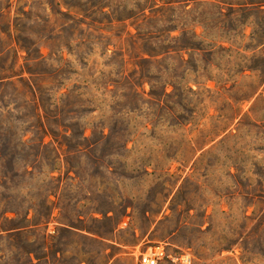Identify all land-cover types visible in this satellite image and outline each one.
Masks as SVG:
<instances>
[{
    "label": "rangeland",
    "instance_id": "rangeland-1",
    "mask_svg": "<svg viewBox=\"0 0 264 264\" xmlns=\"http://www.w3.org/2000/svg\"><path fill=\"white\" fill-rule=\"evenodd\" d=\"M52 1L0 0V37L17 49L16 69L24 68V76L40 87L47 103L66 100L68 123L87 128V141L60 138L62 146L54 141L60 155L53 175L59 181L50 182L53 213L37 233L53 236L46 249L48 262L42 264H138L141 254L161 250L169 257H162L160 264H184L176 258L185 253L192 258L189 264H264V82L249 99L261 80L245 68L259 55L245 52L252 26L244 30L239 25L231 40L210 29L203 46L219 41L230 50L208 56L207 61L196 56L184 64L176 58L152 63L150 75L159 77V92L173 81L179 66L185 81H198L190 83L194 93L183 85L182 106L173 96L158 105L149 95V81L133 90L116 86L117 67L107 64L114 51L127 53L128 32H137L131 20L111 21L114 15L106 8L108 13L97 17L99 30L93 29L95 35L105 36L104 44L79 45L77 32L69 50L63 41L49 38L63 21L57 14L59 5ZM207 1L192 2L187 11L177 9L171 19L178 21L171 24L179 29L172 34L192 33L194 28L201 34L205 28L199 20L216 22L218 16ZM61 7L68 10L63 2ZM70 12L82 17L76 10ZM9 26L12 39L2 32ZM17 36L35 43L34 57L42 53L46 59L28 61ZM11 58L10 53L0 57V66ZM183 58L190 60V55L183 53ZM26 64L41 75L31 77ZM57 67L64 71L59 80L51 74ZM217 77L228 79L225 87ZM173 90L168 84L167 91ZM11 93L9 87L0 90V123L7 121L4 105L13 106ZM18 99L24 102L20 94ZM18 126L21 132L24 124ZM23 159L15 155L14 170L24 169ZM47 161L40 158L33 178L9 179L7 189L0 178V211L5 193L16 203L42 188L51 169ZM2 165L0 161V170ZM29 237L28 248L36 249L35 236ZM12 243L16 242L0 241V264H29L28 254ZM32 257L37 262L35 254Z\"/></svg>",
    "mask_w": 264,
    "mask_h": 264
},
{
    "label": "trees",
    "instance_id": "trees-1",
    "mask_svg": "<svg viewBox=\"0 0 264 264\" xmlns=\"http://www.w3.org/2000/svg\"><path fill=\"white\" fill-rule=\"evenodd\" d=\"M126 1H128L130 8H128V5L123 0H86L83 3L63 0L62 2L68 8L67 11H63L61 7L62 2L54 0L52 2L60 7L57 10V14L62 16L63 21L58 28H52L49 38L51 40L63 41L64 45L70 50V44L73 41L71 38L78 32L81 38L79 45L88 48L93 42L99 46L103 45L105 36L101 34L95 35L93 29L99 30V27H96V23L100 22L97 17L99 14H107L106 8H109L110 13L114 15L111 17V21L115 19L119 22L131 20V25L137 29L135 34L128 32L129 38L127 42L129 43V48L127 49V53L114 51L112 63H107L108 65L113 64L117 67L119 79L115 81L116 86H125L133 90L138 86L143 88L145 82L149 81L151 84L149 95L153 97L156 104L161 105V101L164 98L166 100L173 96L177 97V102L182 106V102L185 100L183 85L188 89V93H194L195 91L190 83H198L197 79L185 81V71L179 66L173 71L174 73L171 76L173 81L168 82L164 86L163 91L159 92L156 89L159 77L150 75L151 64L166 58H176L180 64H184L185 62L189 63L196 56H202L207 61L209 60L207 59L208 56L214 57L220 51L230 50L223 45H219V41L214 42L210 48L203 46V41L208 38L210 29L216 30L217 36L225 40H231L238 34L239 25H243L244 30L247 25H251L253 28L252 33L249 35L251 44L246 46L245 52L247 53L249 50L258 51L259 55L257 60L252 61V64L246 65L245 68L257 72L261 80L252 91L249 99L257 93L263 84L264 0H209L207 2L214 7L215 13L218 16L215 19L216 22L210 25L201 19L198 23L204 26V33L199 34L195 30L196 28H194L192 33L182 31L177 36L172 33L179 29L178 25H173L171 22H177L178 20L171 19V16L176 14L174 12L177 9L187 11L188 9L186 8L189 4L201 2V0H160L161 3L158 0ZM73 10H76V14L81 13L82 17L78 18L77 15L72 14L70 11ZM88 19L89 21L87 22ZM83 24H86L87 28L81 29ZM16 30H19L18 27H16ZM55 30L58 33L54 34ZM244 30L242 37H246ZM2 32L12 39L10 26L8 30L2 29ZM17 40L20 47L27 50L26 59L28 61L34 62L40 57L43 60L46 59L40 52L39 56H33V51L35 50L34 42L26 43L28 41L24 42L18 36ZM3 41L4 39L0 37V57H4V55L10 53L12 58L10 63H7L6 60L5 64L0 66V90L7 87L11 88L13 106L10 108V104L4 105L3 111L7 113L4 117H6L7 121L0 123V161L3 162L2 169L0 170V178L3 182L2 187L7 189L8 180L15 177L19 179L23 178V180L26 177L33 178L36 175V164L40 163V158H48L47 165L51 169L46 174L48 181L44 180L47 182H44L42 188L37 189L35 193L27 192L16 203L11 202L9 194L5 193L3 195L4 203L0 211V241L3 239L15 241L16 243H12V245L19 247V249L28 254L29 264H42L48 262L46 249L50 246L53 236L37 233L42 224L49 222L53 213L54 202L51 200V195L54 194V190L50 182L59 181V178L57 179L53 175L55 170L54 161L60 155L54 146V141L60 143L61 146L60 138L71 139L77 142L80 139L87 141V128L85 127L81 130L77 123H68L66 121L71 116V111H68L66 108L68 106L66 100H61V104L56 103L52 105L47 103L40 87L31 78L24 76V68L22 67L20 70L16 69L18 52L13 43L7 44ZM109 44L105 45L107 49H109ZM77 47L79 48V46ZM183 53H188L190 60H185ZM126 54H128V59L125 57ZM243 57L246 58L247 55L244 54ZM26 65L28 66V64ZM27 68L31 77L41 75L40 72L31 69L29 66ZM246 69H242L241 72L244 73ZM192 71L196 73L197 69L193 67ZM63 72V69L57 67L51 74L53 78L59 80ZM208 79L212 78L208 77ZM217 81L223 87L228 83V79L222 77H217ZM183 82L184 84H182ZM168 84L173 85L174 90L172 92L167 91ZM61 90L62 87H58L57 92ZM143 93H146L144 89ZM19 94L24 97L23 103L19 102ZM20 124H24L21 132L18 130V125ZM70 131L71 133L69 134ZM111 133L112 131L109 135ZM29 134L31 135L30 137H28ZM102 134L105 135L103 129ZM47 137H52L53 139L47 141ZM80 146L81 144H76L78 151L82 150ZM88 146L86 145V147ZM28 154L32 156V159H27ZM15 155L23 156V160L27 162L21 172L13 169ZM11 157L14 158L6 161ZM10 213L15 214V216H9ZM30 235L35 236V241H37L36 249L28 248ZM33 254H35L37 262L34 261ZM1 258L2 256H0Z\"/></svg>",
    "mask_w": 264,
    "mask_h": 264
},
{
    "label": "built area",
    "instance_id": "built-area-1",
    "mask_svg": "<svg viewBox=\"0 0 264 264\" xmlns=\"http://www.w3.org/2000/svg\"><path fill=\"white\" fill-rule=\"evenodd\" d=\"M168 256L164 250L156 251L151 254H141L138 257V264H160V260L162 257ZM170 259H175L173 257H170ZM176 259H179L184 264H189L192 262V258L188 253H185L184 255L178 256Z\"/></svg>",
    "mask_w": 264,
    "mask_h": 264
}]
</instances>
